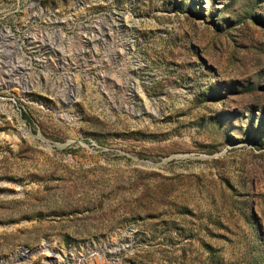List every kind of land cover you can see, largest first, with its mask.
<instances>
[{
    "label": "rangeland",
    "instance_id": "rangeland-1",
    "mask_svg": "<svg viewBox=\"0 0 264 264\" xmlns=\"http://www.w3.org/2000/svg\"><path fill=\"white\" fill-rule=\"evenodd\" d=\"M0 264H264V0H0Z\"/></svg>",
    "mask_w": 264,
    "mask_h": 264
},
{
    "label": "bare ground",
    "instance_id": "bare-ground-1",
    "mask_svg": "<svg viewBox=\"0 0 264 264\" xmlns=\"http://www.w3.org/2000/svg\"><path fill=\"white\" fill-rule=\"evenodd\" d=\"M22 252H23V251H19L18 253H16V256H20V255H22V254H23ZM53 256H54V257H57L58 255L53 254ZM12 258L15 259V256H13Z\"/></svg>",
    "mask_w": 264,
    "mask_h": 264
}]
</instances>
